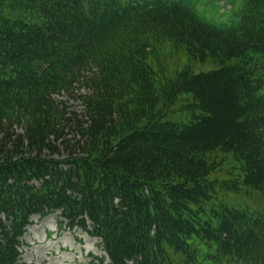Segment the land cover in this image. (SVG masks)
Here are the masks:
<instances>
[{"label":"trees","instance_id":"16d2710c","mask_svg":"<svg viewBox=\"0 0 264 264\" xmlns=\"http://www.w3.org/2000/svg\"><path fill=\"white\" fill-rule=\"evenodd\" d=\"M197 1L0 0V264H24L30 218L56 211L89 222L108 264H198L203 247L264 264V208L223 201L264 195V0L222 24ZM157 44L215 68L155 76ZM75 86L87 122L74 129L56 96Z\"/></svg>","mask_w":264,"mask_h":264},{"label":"rangeland","instance_id":"374dc122","mask_svg":"<svg viewBox=\"0 0 264 264\" xmlns=\"http://www.w3.org/2000/svg\"><path fill=\"white\" fill-rule=\"evenodd\" d=\"M231 2L233 5H231ZM228 3L230 7L220 8L218 5L224 6ZM241 0H199L193 5L198 10L201 16L216 23H224L225 16L221 13H226L227 16H233L238 12L241 7ZM234 7V8H233ZM196 10V11H197ZM220 10V14H219ZM233 10V12H232ZM198 14V15H199ZM199 15V16H200ZM147 63L153 70L155 76L163 71L165 76L171 75V72L182 68L185 63V52L179 48L176 49L168 44H157L154 48L150 47L146 49ZM191 62H189L190 65ZM191 66V65H190ZM191 68V67H190ZM215 68L214 63L211 61H204L193 65L191 70L194 73L207 72ZM171 77V76H170ZM78 91L69 93H62L56 96V99L60 102L59 108L64 106L67 113H70L71 121L73 122V128L77 127V124L86 125L87 118L84 113V106L82 97L87 94L86 89H80L81 86H75ZM187 98H182L172 106L169 110L170 116H173L174 120H186L187 118L182 115L183 110L180 102H185ZM69 129L64 130V140H70V145L76 144V141L81 140L79 135L73 137V134L67 135ZM16 132V130H15ZM20 132V129H17ZM85 138L79 145L85 143ZM57 152L53 157L57 159H63L67 153L64 150V146L59 145V141L54 143ZM70 148V147H68ZM66 151H68L66 149ZM240 192V191H239ZM225 201L228 207H235L236 209H246L249 212L255 211L254 209L264 208V195L246 191L240 194H230L226 196ZM256 209V210H257ZM30 225L26 228V231L21 238L22 247L19 249L21 262L24 264H107L109 260L107 255L101 248V242L95 238L92 234V229L89 222H85L86 230H81L78 227H70L67 221L64 220L59 211L54 212L45 218L39 219L37 216L30 218ZM47 221V223H46ZM46 226V227H45ZM52 245V246H49ZM195 248V246H192ZM196 250V248H195ZM206 247L199 248V255L196 259L198 264H244L243 262L234 260H225L217 263L209 257L212 251ZM194 251H192L193 253ZM210 255V256H209ZM209 256V257H208Z\"/></svg>","mask_w":264,"mask_h":264},{"label":"bare ground","instance_id":"6f19581e","mask_svg":"<svg viewBox=\"0 0 264 264\" xmlns=\"http://www.w3.org/2000/svg\"><path fill=\"white\" fill-rule=\"evenodd\" d=\"M46 223H47V221H46ZM46 227V226H45ZM49 246H52V245H49Z\"/></svg>","mask_w":264,"mask_h":264}]
</instances>
